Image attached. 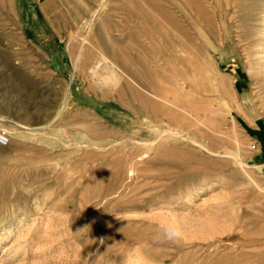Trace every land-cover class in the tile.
Returning <instances> with one entry per match:
<instances>
[{"label":"rangeland","instance_id":"rangeland-1","mask_svg":"<svg viewBox=\"0 0 264 264\" xmlns=\"http://www.w3.org/2000/svg\"><path fill=\"white\" fill-rule=\"evenodd\" d=\"M0 130V264H264V0H0Z\"/></svg>","mask_w":264,"mask_h":264},{"label":"bare ground","instance_id":"bare-ground-1","mask_svg":"<svg viewBox=\"0 0 264 264\" xmlns=\"http://www.w3.org/2000/svg\"><path fill=\"white\" fill-rule=\"evenodd\" d=\"M136 8V7H135ZM140 8V7H139ZM134 10V9H133ZM136 12V11H135ZM132 14V13H131ZM136 15H134V17H135ZM134 19V18H133ZM164 20V19H163ZM181 31V33L183 32L182 30H180ZM138 36V35H137ZM147 36V35H146ZM166 36V35H165ZM148 37V36H147ZM150 37H152V36H150ZM149 37V38H150ZM86 38V37H85ZM152 39V38H151ZM150 39V40H151ZM84 40H86V39H84ZM161 40V39H160ZM258 41H254V42H257V44L256 45H258V43H262L261 42V38L260 39H257ZM154 41V40H153ZM85 46V45H84ZM84 46H82V47H84ZM87 46V45H86ZM105 60V59H104ZM106 61V60H105ZM100 67V66H99ZM104 67V66H103ZM108 67V66H107ZM108 69V68H107ZM111 69V68H110ZM109 70V69H108ZM110 74V73H109ZM114 74V73H113ZM107 75V74H106ZM108 77V80L109 79H112L111 81H118V79H119V77L118 76H109V75H107ZM106 78V79H107ZM103 80H105V77H104V79ZM110 81V80H109ZM109 81H108V83H109ZM110 81V82H111ZM128 84V83H127ZM129 85V84H128ZM184 87H185V84H184ZM137 92V91H136ZM141 96V95H140ZM145 99V98H144ZM188 99V98H187ZM141 100H143L142 98H141ZM151 101H153L152 99H151ZM147 103V102H146ZM149 103V102H148ZM156 102H154V104H155ZM151 104V103H150ZM157 104H159V102L157 103ZM163 104V103H162ZM161 104V105H162ZM145 105V104H144ZM156 105V104H155ZM154 108H156V107H154ZM152 109V107H151V109L154 111L155 109ZM184 109H186L187 111H189V112H191L193 115H195V117L199 120V119H204V117L206 118V115H205V112H206V110L205 109H201V107H199V106H197V105H194V103L192 102V101H190V100H186V99H184ZM163 110V109H162ZM164 111V110H163ZM154 112H157V108H156V110L154 111ZM209 112V111H208ZM208 114V113H207ZM206 120H208V119H206ZM259 256V258H263L264 257V254H262V255H258Z\"/></svg>","mask_w":264,"mask_h":264},{"label":"clouds","instance_id":"clouds-1","mask_svg":"<svg viewBox=\"0 0 264 264\" xmlns=\"http://www.w3.org/2000/svg\"><path fill=\"white\" fill-rule=\"evenodd\" d=\"M184 233L179 223H170L162 227L156 239L164 242L178 243L183 239Z\"/></svg>","mask_w":264,"mask_h":264},{"label":"built area","instance_id":"built-area-1","mask_svg":"<svg viewBox=\"0 0 264 264\" xmlns=\"http://www.w3.org/2000/svg\"><path fill=\"white\" fill-rule=\"evenodd\" d=\"M10 141V135L6 131L0 130V145L6 146L10 144Z\"/></svg>","mask_w":264,"mask_h":264}]
</instances>
